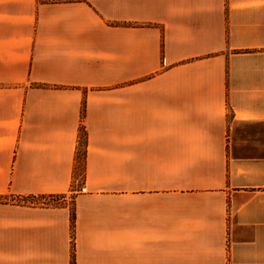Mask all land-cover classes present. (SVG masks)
Listing matches in <instances>:
<instances>
[{
	"label": "crops",
	"instance_id": "0c3cea01",
	"mask_svg": "<svg viewBox=\"0 0 264 264\" xmlns=\"http://www.w3.org/2000/svg\"><path fill=\"white\" fill-rule=\"evenodd\" d=\"M69 193L0 264H70L72 205L76 264H264V0H0V196Z\"/></svg>",
	"mask_w": 264,
	"mask_h": 264
},
{
	"label": "trees",
	"instance_id": "16d2710c",
	"mask_svg": "<svg viewBox=\"0 0 264 264\" xmlns=\"http://www.w3.org/2000/svg\"><path fill=\"white\" fill-rule=\"evenodd\" d=\"M39 3H61V2H74V1H85V0H37ZM84 114V107H82L81 115ZM81 116V118H82ZM86 143H87V134L86 130L81 123L78 128L77 133V144L73 159V181L71 183V190H73V185L75 179L78 177L81 178V182L83 181L84 172H85V157H86ZM62 194H37V195H23V196H14L11 198H17L15 202L18 204H24V205H38L36 203L31 202V200H34L36 198H45V197H61ZM9 199H7L6 196H0V203L8 202ZM12 201V200H10ZM56 204H58L56 202ZM55 204V205H56ZM40 205H48V203H42ZM69 221H70V229H71V247H70V264H76L75 263V257H74V242H73V235H74V222H75V212L73 205L70 207L69 211Z\"/></svg>",
	"mask_w": 264,
	"mask_h": 264
},
{
	"label": "rangeland",
	"instance_id": "374dc122",
	"mask_svg": "<svg viewBox=\"0 0 264 264\" xmlns=\"http://www.w3.org/2000/svg\"><path fill=\"white\" fill-rule=\"evenodd\" d=\"M81 183H82L81 182V178L78 177L77 179H75L74 185H73V188H72L73 190H71V191H75L73 193H77V192L81 191V190H79L81 188ZM63 196H66V199H68V198L70 199V193H69V194H62L61 197L36 198L34 200H31V202L36 203L38 205H40L42 203H48V205H55L56 202L59 203V201L61 199H65V197L63 198ZM6 197H7V199H9V201L10 200H12V201L18 200L16 197L15 198H11L12 196L11 197L6 196Z\"/></svg>",
	"mask_w": 264,
	"mask_h": 264
},
{
	"label": "built area",
	"instance_id": "2783aa9c",
	"mask_svg": "<svg viewBox=\"0 0 264 264\" xmlns=\"http://www.w3.org/2000/svg\"><path fill=\"white\" fill-rule=\"evenodd\" d=\"M79 190H82V187L79 189ZM65 197V199H66V196H63V198Z\"/></svg>",
	"mask_w": 264,
	"mask_h": 264
}]
</instances>
